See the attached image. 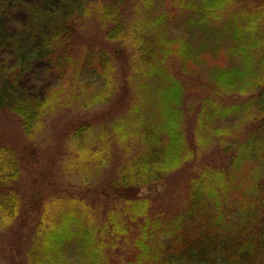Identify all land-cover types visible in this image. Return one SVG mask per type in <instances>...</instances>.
<instances>
[{"label": "trees", "instance_id": "trees-1", "mask_svg": "<svg viewBox=\"0 0 264 264\" xmlns=\"http://www.w3.org/2000/svg\"><path fill=\"white\" fill-rule=\"evenodd\" d=\"M43 19L50 23V16ZM92 19L106 26L110 54L87 51L76 60L77 36ZM53 23L42 45L59 85L41 101H11L8 114L22 133L44 130L62 95L65 107L85 111L109 101L111 62L121 53L115 41L129 43L135 58L128 69L136 74L132 107L106 124L84 123L68 133L64 145L74 152L67 167L75 163L90 174L78 181L84 191L67 196L63 188L65 194L44 202L43 214L62 212L50 221L48 236L38 247L21 235L16 246L1 250L0 264L2 258L12 262L15 249L26 264H62L58 256L63 252L64 259L71 246L75 264H264V3L96 1L82 10L69 7ZM194 74L201 80L191 83L187 104ZM75 93L83 96L78 103L71 99ZM20 157L0 140V231L31 213L19 201ZM157 184L165 188L162 203L176 205L170 217L139 196ZM93 206L108 209L94 218ZM42 215L37 229L47 226Z\"/></svg>", "mask_w": 264, "mask_h": 264}, {"label": "rangeland", "instance_id": "rangeland-1", "mask_svg": "<svg viewBox=\"0 0 264 264\" xmlns=\"http://www.w3.org/2000/svg\"><path fill=\"white\" fill-rule=\"evenodd\" d=\"M96 1L117 2L119 0H0V140L6 147L18 153L19 157L21 156L19 201L22 211L31 210L29 215L23 212L20 219L16 218L12 226L0 231V255H2L1 250L5 248L4 246H16V241H19L18 238L22 237L21 235L32 236L35 244L39 247L41 237L45 233H47V237L52 230L50 221L62 213L59 212L60 208H55L43 214V210L45 211L43 203L51 200L53 196L65 194L63 188L69 189L65 194L67 196H70L68 193L71 192L82 193L84 191L83 184L80 185L82 182L78 181H82L83 176L89 178L90 174L75 163H72L74 169L67 167V164H71L72 152H74L70 144L64 145L68 133L84 123L106 124L114 118L115 114L118 116L132 107L130 105V102H133L131 83L136 74L135 72L130 74L129 70L135 58L129 43L115 41L112 47L121 53L116 55L111 62L114 69L111 75L112 95L104 105L92 106L86 111L72 106L67 108L64 106L62 95L60 96L61 106H55L58 110L53 109L54 111L50 113L44 130L40 129L33 136H25L19 127L18 119L8 114L7 110L13 99L38 102L47 95L48 90L58 88V78L52 71L49 55L43 49L44 34L52 28L53 21L59 16L67 15L69 7L74 6L75 9L82 10L85 5ZM257 2L264 3V0H257ZM131 5L133 9L134 5ZM158 9L161 12L164 11V7ZM40 15L42 17H38ZM44 16H50V23H46V19H43ZM124 17L126 23L132 19V11L129 7L127 10L124 9ZM173 27L175 31L178 29L176 24ZM105 28L106 26L94 22L93 19L84 24L77 36L78 40L73 52L76 60L87 51L94 54L99 52L110 54V48L103 43ZM167 29L171 32L174 31L171 24ZM175 64L177 65V63ZM173 65L170 69L172 67L175 69L176 66ZM198 74L205 77L204 74ZM200 76L194 74V78L188 77L189 84L185 103L191 104L190 95L194 89L191 90L190 85L196 82V78L201 80ZM98 81L102 82L103 80L99 79ZM135 86L137 87L136 83ZM71 99L78 103L83 99V96L80 93H75ZM105 129L110 131L112 126L107 124ZM68 151L70 154L67 155ZM65 170L66 173H64ZM73 174L75 178L72 176ZM90 183H85L84 188L91 186ZM37 191L44 193L38 199L31 198ZM164 191L165 188L160 184L151 185L141 189L139 196L148 197L154 201L155 204L152 208L167 218L173 215L176 205L172 202L162 203L163 200H166L163 197ZM107 209V207L99 209V207L93 206L92 217H98L100 212L103 213ZM41 215L44 216L47 226L37 229ZM122 242L124 243V241ZM23 243L27 244L24 237ZM119 248V252L124 255L125 244L121 245L120 243ZM73 249L74 246H71L68 251H65L64 259L63 252L60 253L58 257H61L62 264H75L77 255ZM14 251L17 253V249ZM16 253L12 250L13 258L10 263L1 257V264H26V255L24 253L16 255ZM47 254L54 257L57 251L50 249ZM38 257L37 255L36 258ZM42 258L44 257L41 254Z\"/></svg>", "mask_w": 264, "mask_h": 264}]
</instances>
